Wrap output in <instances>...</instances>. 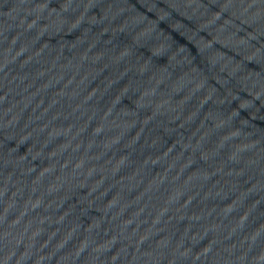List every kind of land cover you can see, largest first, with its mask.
Instances as JSON below:
<instances>
[{
    "label": "water",
    "instance_id": "95a60500",
    "mask_svg": "<svg viewBox=\"0 0 264 264\" xmlns=\"http://www.w3.org/2000/svg\"><path fill=\"white\" fill-rule=\"evenodd\" d=\"M0 264H264V0H0Z\"/></svg>",
    "mask_w": 264,
    "mask_h": 264
}]
</instances>
